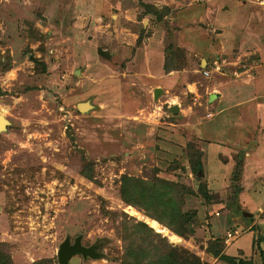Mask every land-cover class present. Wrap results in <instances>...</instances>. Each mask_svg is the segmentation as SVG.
<instances>
[{
    "label": "rangeland",
    "instance_id": "1",
    "mask_svg": "<svg viewBox=\"0 0 264 264\" xmlns=\"http://www.w3.org/2000/svg\"><path fill=\"white\" fill-rule=\"evenodd\" d=\"M231 81L253 97L242 131L221 135L211 94ZM0 114V243L15 264H59L77 236L98 257L67 264H122V224L156 231L148 219L177 258L262 261L264 0H0ZM123 176L157 181L185 236L127 204Z\"/></svg>",
    "mask_w": 264,
    "mask_h": 264
},
{
    "label": "trees",
    "instance_id": "2",
    "mask_svg": "<svg viewBox=\"0 0 264 264\" xmlns=\"http://www.w3.org/2000/svg\"><path fill=\"white\" fill-rule=\"evenodd\" d=\"M157 181H152L150 186L143 184V181L129 176H123L120 185V194L122 199L127 204H135L140 208L147 211V214L153 218L165 222L172 232L185 236L184 223L185 218L180 217L182 226L172 227L170 222L165 218L176 217L178 209L172 204L170 198L165 196L163 191L158 190ZM146 189V191L143 190ZM141 189L143 193L141 192ZM136 192L141 194V200H135L134 195ZM156 205L159 210V215L152 211V206ZM161 208V210H160ZM121 237L125 243L126 257L122 259V264H203L193 254H188L177 258L174 254L177 248L171 246L166 236H161L158 232L154 231L151 227L147 226L143 222H132L130 225L127 223L122 224ZM154 237L158 238L157 243L154 242ZM163 243L164 251H157L159 246ZM4 243H0V264H15L11 257L10 251ZM165 253V251H167ZM212 255L219 256L220 258L228 261L231 264H264V257L261 256V262L256 263L251 260L236 259L233 256L221 254L218 249H208ZM175 252V253H173ZM130 256V257H129ZM129 258V259H128Z\"/></svg>",
    "mask_w": 264,
    "mask_h": 264
},
{
    "label": "crops",
    "instance_id": "3",
    "mask_svg": "<svg viewBox=\"0 0 264 264\" xmlns=\"http://www.w3.org/2000/svg\"><path fill=\"white\" fill-rule=\"evenodd\" d=\"M227 15H230V14L227 13ZM233 17L234 18H232L231 23H235L238 25L239 22L242 21V18H235V16H233ZM202 63H204V61H202ZM75 73L77 74V72H75ZM230 83L231 84L227 85V90H225V91L219 90V92H213V94H211L212 98H214V97L219 98L220 102L225 101L224 104L221 103L222 106L219 108V111H217V113H216L217 120L219 121V123H218L219 128L217 130H219V134L221 133V135L223 134L224 129L227 128L226 124L231 125V126L233 125L234 127L239 128L242 131L243 127H241L240 122H238L240 120V118L243 117V114H241L242 108L240 107L241 103L239 102V99L245 98L248 95H251L253 93V89H252L251 85H247V86L245 85L244 87H241L240 89H238L241 85L236 84V81H234V82L231 81ZM159 91H160V88L154 89V97L158 96ZM241 95H245V96L242 97ZM260 104H262V103H260ZM91 105L93 107V104H91ZM76 107H77V105H76ZM245 109H247V108H245ZM256 109L259 111L260 106H255V107L253 106V108L251 110L247 111V113L249 114V117H250V115H252V118H255V117L257 118V116L260 115V113ZM171 110L174 114L179 112V108L177 105H173L171 107ZM261 116H262V119H264V114H262ZM221 129H223V130H221ZM241 133H243V132H241ZM222 139H223V137H222ZM262 144L263 143H261V145ZM246 154H248V153H246ZM250 157L251 156H248V155H247V157L245 156V164L247 163L248 159H250Z\"/></svg>",
    "mask_w": 264,
    "mask_h": 264
},
{
    "label": "water",
    "instance_id": "4",
    "mask_svg": "<svg viewBox=\"0 0 264 264\" xmlns=\"http://www.w3.org/2000/svg\"><path fill=\"white\" fill-rule=\"evenodd\" d=\"M89 104V108L92 107V105L88 101L79 102L77 104V108L79 111L83 112L85 111V108H81L80 105ZM8 124V120L0 114V131L3 130L6 125ZM198 175H201V172L198 173ZM242 216H250L251 213L249 212H241ZM158 231V230H156ZM95 245L85 246L81 243L80 236H77L73 243H70L69 237H66L64 241L60 244L58 250H57V259L59 264H67L69 259L76 254H81L83 257L91 256V257H98V254L94 252Z\"/></svg>",
    "mask_w": 264,
    "mask_h": 264
},
{
    "label": "bare ground",
    "instance_id": "5",
    "mask_svg": "<svg viewBox=\"0 0 264 264\" xmlns=\"http://www.w3.org/2000/svg\"><path fill=\"white\" fill-rule=\"evenodd\" d=\"M81 108H85V110H87L89 108V104H84V105H80ZM149 224L154 227L156 230L158 231H163V232H167L166 228L161 227L156 221L152 220V219H148ZM168 233V232H167ZM171 238H174V236L170 235Z\"/></svg>",
    "mask_w": 264,
    "mask_h": 264
}]
</instances>
